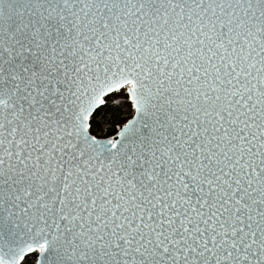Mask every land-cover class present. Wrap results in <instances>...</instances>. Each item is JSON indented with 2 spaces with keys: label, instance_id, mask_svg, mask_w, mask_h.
Returning a JSON list of instances; mask_svg holds the SVG:
<instances>
[{
  "label": "snow or ice",
  "instance_id": "6c2138e0",
  "mask_svg": "<svg viewBox=\"0 0 264 264\" xmlns=\"http://www.w3.org/2000/svg\"><path fill=\"white\" fill-rule=\"evenodd\" d=\"M0 264H264V0H0Z\"/></svg>",
  "mask_w": 264,
  "mask_h": 264
}]
</instances>
